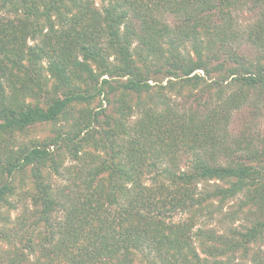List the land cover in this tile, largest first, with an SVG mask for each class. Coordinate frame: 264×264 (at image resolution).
Wrapping results in <instances>:
<instances>
[{
	"label": "trees",
	"instance_id": "obj_1",
	"mask_svg": "<svg viewBox=\"0 0 264 264\" xmlns=\"http://www.w3.org/2000/svg\"><path fill=\"white\" fill-rule=\"evenodd\" d=\"M1 156L0 264H264V0H0Z\"/></svg>",
	"mask_w": 264,
	"mask_h": 264
},
{
	"label": "rangeland",
	"instance_id": "obj_2",
	"mask_svg": "<svg viewBox=\"0 0 264 264\" xmlns=\"http://www.w3.org/2000/svg\"><path fill=\"white\" fill-rule=\"evenodd\" d=\"M94 3L96 4V6H98L99 0H94ZM164 15L165 16L162 18L164 22H167L168 24L172 26L174 24L173 19L171 17H168L167 14H164ZM179 101L180 103L185 102L181 99H179ZM245 112L246 110H243L239 113L236 112L233 114L232 121L229 127V130L231 133L236 134L241 129V121H243L244 119L243 114H245ZM63 127H65V124L63 121H58L57 123H53V124L33 126L32 128L28 129L27 132L23 136L22 134L16 135L15 144L11 148H13L16 151L19 148L18 147L19 144L28 143L29 141L34 140V139L36 141H42V140L44 141V140L53 138L56 135L57 130L63 129ZM61 152H63L62 157L64 159L63 167L60 169L62 176L52 174V176L50 177V185H51L52 191L54 192H59L67 184L66 179L68 178V175H69L67 170L71 169V167L74 166V162L71 160V157L69 156L70 154L66 150L61 151ZM0 158H3V157L1 156ZM185 161H186V157L181 156L180 161H179V164L181 165V167L184 166ZM22 176H24L25 179H23V182H20L18 179L19 177H22ZM13 187L15 189V194L13 195V197L8 198V201L10 204H14L16 208L15 210H11V211L10 210L6 211L5 209H3L4 212L10 211L8 215H10V218L12 221L22 212L23 209H27L29 212L33 209L30 200H31V194L34 192V183L30 175V169H26L23 173L20 172V174L18 173L16 174ZM61 199L62 198H60L59 201L65 204L66 200L64 199L61 200ZM61 212L62 211L58 213V216L60 217V219H62L64 215ZM176 218L178 219L179 216H177ZM43 232L44 231H42V233Z\"/></svg>",
	"mask_w": 264,
	"mask_h": 264
}]
</instances>
